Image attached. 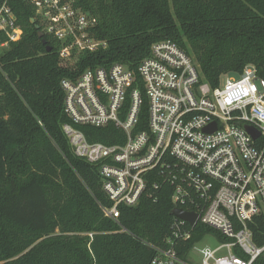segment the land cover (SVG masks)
I'll return each mask as SVG.
<instances>
[{
  "label": "trees",
  "instance_id": "obj_1",
  "mask_svg": "<svg viewBox=\"0 0 264 264\" xmlns=\"http://www.w3.org/2000/svg\"><path fill=\"white\" fill-rule=\"evenodd\" d=\"M77 5L96 19L94 35L107 46L82 53L70 65L60 61V45L48 34L44 39L52 49L46 50L32 5L9 2L22 34L0 52V264H149L153 251L142 240L160 244L174 220L168 185L152 188L153 195H143L135 206H120L119 224L104 216L100 204L110 202L99 167L75 156L62 130L71 122L63 111V78L113 63L136 73L151 45L170 39L211 87L247 65L264 79V0H77ZM6 39L0 32V42ZM142 94L135 131L147 128ZM75 127L90 142L125 140L113 124ZM249 228L253 242L263 246L264 215L254 216ZM82 233H92L91 239ZM207 233L222 238L197 223L190 243ZM252 264H264V251Z\"/></svg>",
  "mask_w": 264,
  "mask_h": 264
},
{
  "label": "built area",
  "instance_id": "obj_2",
  "mask_svg": "<svg viewBox=\"0 0 264 264\" xmlns=\"http://www.w3.org/2000/svg\"><path fill=\"white\" fill-rule=\"evenodd\" d=\"M10 1L0 0V32L7 37L0 48L22 34ZM21 1L32 5L40 30L59 43L61 61L76 62L81 56L72 58L74 52L107 46L94 35L96 19L77 0ZM136 73L113 63L87 67L60 82L63 111L71 121L62 130L74 155L99 167L110 202L100 204L104 216L119 224L120 206H135L143 195H153L152 188L168 185L174 208L193 212L196 219L190 225L174 216L160 244L142 240L153 251L149 264H252L264 251V245L253 242L249 228L254 216L264 215V79L247 65L239 75L224 74L219 85L211 87L170 39L154 42ZM237 82H246L251 91L242 103L232 105L244 91L242 85L231 91ZM142 92L147 128L135 131ZM108 124L124 133L122 143L90 142L75 127ZM197 223L222 238L207 233L190 243ZM88 236L91 239L92 233ZM209 237L216 240L213 246L203 244ZM197 246L210 247L212 255H200Z\"/></svg>",
  "mask_w": 264,
  "mask_h": 264
},
{
  "label": "water",
  "instance_id": "obj_3",
  "mask_svg": "<svg viewBox=\"0 0 264 264\" xmlns=\"http://www.w3.org/2000/svg\"><path fill=\"white\" fill-rule=\"evenodd\" d=\"M32 22H34V21L32 20ZM36 28H38V27L36 26ZM37 34H38L39 38H42V43L44 45H46V50L51 51L52 47L49 46L47 44L46 40L44 39V33L40 29H38ZM246 129L251 133V135H253V136L257 135V132L253 127L247 126ZM172 214H173V216H176V217H178L184 221H187L190 225H193L195 223L196 214L193 212H186L184 210L175 208V209H173Z\"/></svg>",
  "mask_w": 264,
  "mask_h": 264
},
{
  "label": "clouds",
  "instance_id": "obj_4",
  "mask_svg": "<svg viewBox=\"0 0 264 264\" xmlns=\"http://www.w3.org/2000/svg\"><path fill=\"white\" fill-rule=\"evenodd\" d=\"M241 85H242L244 91H242V93L239 94L238 98L232 99V101H231L232 105H239L240 103H242L245 100L248 93L251 91L250 87L247 85L246 82H237V84L233 86V89L231 91H235V88L239 87ZM195 251L204 257L210 256L213 253V249H211L208 246H203V247L197 246L195 248Z\"/></svg>",
  "mask_w": 264,
  "mask_h": 264
},
{
  "label": "rangeland",
  "instance_id": "obj_5",
  "mask_svg": "<svg viewBox=\"0 0 264 264\" xmlns=\"http://www.w3.org/2000/svg\"><path fill=\"white\" fill-rule=\"evenodd\" d=\"M2 51V48H0V52ZM76 55H78L79 57L82 55L81 53L79 54V53H73L72 54V58H74V56H76ZM59 58H60V56H59ZM60 61H61V59H60ZM62 63H66V64H70V65H73L75 62H72V61H70V60H67V61H61ZM234 76V75H233ZM88 235V233H82V234H80V235ZM215 242H216V240H214L212 237H209V238H206V239H204V241H203V244L204 245H209V246H213L214 244H215ZM88 244H89V242H88ZM89 248V247H88Z\"/></svg>",
  "mask_w": 264,
  "mask_h": 264
}]
</instances>
